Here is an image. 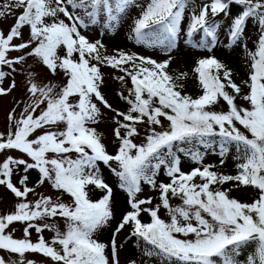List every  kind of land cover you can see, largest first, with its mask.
Returning a JSON list of instances; mask_svg holds the SVG:
<instances>
[{"label":"snow or ice","instance_id":"1","mask_svg":"<svg viewBox=\"0 0 264 264\" xmlns=\"http://www.w3.org/2000/svg\"><path fill=\"white\" fill-rule=\"evenodd\" d=\"M134 2L10 0L0 5V18L13 10L18 13L7 34L0 30V96L17 87L16 66L30 57L52 75L63 74L65 80L62 85L38 83L37 74L30 73L29 102L19 117L15 109L10 112L12 127L7 134L0 133V155L5 157L0 161V186L18 200L14 212L0 215V250L17 254L18 264H36L25 261L28 252L42 254L53 264H120L116 236L130 227L131 236L145 242V255L160 258L161 264H264V0H211L199 14L192 12L186 36L192 41L201 35L197 46L208 51L218 42L210 13L215 17L228 14L232 4L241 7L227 33L234 46L247 48L243 39L250 19L260 27L256 50H248L251 64L243 81L247 92L235 82L232 70L213 55L198 60L194 68L202 90L196 98L183 94L187 73H170L171 59L158 62L121 50L107 55L102 41H91L83 34L90 25L112 32ZM188 4L189 0H149L133 22L131 38L149 48H174ZM13 52L20 54L13 57ZM102 67L124 73L118 77L121 82L130 78L128 96L119 94L129 106L125 111L112 108L105 98ZM238 99L248 107L238 104ZM221 101L227 111L212 110ZM98 104L114 113L113 135L119 141L115 154L107 151L103 133L95 127L103 118ZM140 125L148 130L144 141L136 143ZM216 138L221 164L230 147L236 148L240 162L235 175L204 165V153L197 145L212 146ZM12 150L20 155L7 154ZM179 153L200 166L184 172ZM101 164L116 177L131 209L122 215L108 244L98 234L114 219L115 200ZM162 169L168 183L158 182ZM31 170L39 173L37 184L47 182L59 195H42L35 186L29 187ZM17 173L20 178L14 182ZM229 182L234 188L251 187L256 198L241 202L229 195L231 189L213 187ZM143 185L159 192V203L154 205L152 197L139 198ZM92 190L103 195L93 200ZM30 194L38 198L29 200ZM64 194L70 202L62 200ZM170 197H178L181 203L174 206ZM162 208L167 220L159 214ZM144 213L151 222H143ZM15 223L24 226V238L13 237L14 229H9ZM32 229L41 234L38 242L30 239ZM45 230L54 233L51 241L42 235ZM252 245L254 251L239 259ZM0 264H7L3 257Z\"/></svg>","mask_w":264,"mask_h":264},{"label":"rangeland","instance_id":"2","mask_svg":"<svg viewBox=\"0 0 264 264\" xmlns=\"http://www.w3.org/2000/svg\"><path fill=\"white\" fill-rule=\"evenodd\" d=\"M10 0H0V5H4L9 3ZM149 0H135L134 4L130 6L123 16V19L120 25L114 29L110 33H105V31L99 27V25H90V27L86 30H82L83 34L86 35L91 41L100 40L105 45L107 51L105 54L107 55H115L117 50H121L130 54H136L138 56H146L151 57L158 62L165 61L171 59V64L169 69L171 71H176L178 73H187V76L191 79L189 85H193L194 88H197V84L194 80H192L194 76V67L196 66L199 59L207 58L209 56L220 57L223 59L224 64L227 65L228 68H233L236 73L241 74V78L246 79L249 74L251 61L248 58V50L255 51L256 50V42L260 35V27L257 22H253L249 20L247 22L248 28H245L243 44L247 46L244 48L240 45H232L226 36L225 27L229 25L226 17H222V19L218 20V23H215L218 30V42L215 48L212 51H208L203 47L197 46L202 37L196 35L192 41H189L186 38L185 29L187 23L190 19V14L188 9H186L184 14V20L181 23V31L177 40V44L174 48L170 50H166L161 47H153L149 48L140 44H137L132 36V27L133 22L137 19L141 13L146 8ZM192 3V2H191ZM200 5L197 3H192V12H196V14L200 11ZM234 12V6L231 5L229 9V14ZM15 10H13L12 15H6L4 18H0V30H2L5 34H7L10 28L15 24V15H17ZM224 28V29H223ZM228 30V29H227ZM28 28L25 27L23 29L25 38L28 37ZM210 40V38H209ZM19 43V41H15ZM20 53L13 52L10 55L15 57ZM18 71L14 74V79L16 81L17 87L7 96H0V133L7 134L10 128L12 127L11 121H9L8 117L10 112L15 109V114L19 117L22 109L25 104L29 102V97L27 94V86L29 82L30 73H36L35 76L36 82L40 83H55L58 85H62L64 81L63 74L52 75L49 70L43 66L41 63L37 62L35 58H28L27 63L23 66H16ZM5 71H8L5 68ZM102 72L104 73V85L102 91L105 95V98L112 105V108L118 109L120 111H125L129 106L125 102V100L121 99L120 93H123L124 96H128L129 90L132 89L130 78H125L124 82H121L118 77L124 75V73L112 69L111 67H102ZM235 82L240 84L243 89V80L239 78V80L233 76ZM245 81V80H244ZM10 81H5V86L8 85ZM58 90V89H57ZM237 103L241 106L248 107L247 102L242 101L240 99L237 100ZM98 106L101 108L103 113V118L101 123L95 125L97 130L103 133V143L106 145L107 151L111 154H115L117 148L119 146V141L116 140L113 135V129L116 125L112 122V118L114 113L102 105ZM227 105L224 104L223 101L219 105H216L212 110L216 111H227ZM38 114V113H37ZM165 128L167 127V121H164ZM140 136L135 139L136 143H142L145 139V135L147 133V126L140 125ZM159 130V128H158ZM39 134V133H37ZM199 151L204 153V165H214V171H225V172H234L237 171V163L236 159V148H230L228 153L223 157V164H221V156L217 153H214L211 150L210 146H201L197 145ZM12 156H19L20 153L12 150L8 152ZM181 157V167L184 172H189L195 167H199L200 165L195 164L190 161V159L184 154L179 153ZM5 157L0 155V161H2ZM115 167V165H113ZM102 175L106 182H108L114 190V219L110 223V225L101 230L98 234V239L103 243H110L112 238V233L115 231L118 223L120 222L122 215L131 210L129 205L127 204V195L123 191H121L117 187L116 177L111 173V171L104 166L100 165ZM29 187H36V192L42 195H50L54 198L59 195L50 184L45 182L44 185L37 184L39 179V173L36 170H31L29 173ZM20 178V174L17 173L14 176V182ZM169 181V178L166 176L164 170H161V174L158 177V182H166ZM222 190H229V195L233 198L238 199L241 202L251 203L254 198H256V191L251 187H240L234 188L233 183L229 182L222 186H219ZM159 192L153 191L148 185H143V192L140 194L139 198H153V204L159 203ZM103 195L99 190L90 191V196L93 200L99 199ZM38 197L34 194H30L28 199L34 201ZM70 197L67 194L62 196V200L64 202H70ZM18 203V200L14 195L4 186H0V215L8 214L15 211V205ZM179 203L173 204L178 205ZM161 218L167 220L168 216L166 211L162 208L160 211ZM150 217L147 213L142 214V220L147 221ZM48 223H52L51 220L46 221ZM37 223H44L41 221H37ZM59 228L61 231L64 230L65 225L62 220L59 221ZM23 225L20 223H15L9 230L14 229L13 237L17 239L24 238L23 236ZM130 227H126L124 230L120 231L116 236V244L118 247V257L120 264H130L131 261H135V264H161L160 258L158 257H147L145 255L146 245L142 240H137L134 236L129 235ZM30 239L32 242H38L40 233H37L34 229L31 230ZM42 235L45 240L51 241L54 236V233L48 230H45ZM135 239V240H134ZM133 241H136L137 245H133ZM255 249V245L245 249L244 254L252 253ZM0 257L7 262V264H18L20 257L17 254H12L10 252L0 250ZM25 261H35L36 264H53L50 258L44 257L39 253L28 252L24 257Z\"/></svg>","mask_w":264,"mask_h":264},{"label":"trees","instance_id":"3","mask_svg":"<svg viewBox=\"0 0 264 264\" xmlns=\"http://www.w3.org/2000/svg\"><path fill=\"white\" fill-rule=\"evenodd\" d=\"M194 2V3H197V4H199L200 5V8H202L205 4H210L211 3V0H189V4H188V7H187V9L189 10V12H191V13H189L190 14V18H191V14H192V3ZM233 6H234V12H232V14H225V13H220V14H218L217 16H215V17H213V16H211V13H210V15H209V19L210 20H214V22L215 23H218V20H220V19H222V17H226L227 18V21L229 22V25H228V28H227V26L225 27L226 29H225V32H226V36L228 37V35H227V33H228V30H229V26H230V24H231V22H232V20H233V18L241 11V7L240 6H238V5H235V4H232ZM201 10V9H200ZM199 14V13H198ZM250 21H251V23L250 24H252L253 22H255L254 20H251L250 19ZM189 23H190V19H189V21H188V23H187V26H186V29H185V31L187 32V28H188V25H189ZM248 26L249 25H246V29L248 28ZM224 29V28H223ZM228 29V30H227ZM186 32H185V34H186ZM199 36V35H198ZM201 36V35H200ZM202 37V36H201ZM186 38H187V36H186ZM188 39V38H187ZM229 39V38H228ZM60 54L61 55H63V49H61L60 50ZM218 60H220V61H222L223 62V59H221L220 57H216ZM203 59V58H202ZM200 60V59H199ZM224 63V62H223ZM196 66H197V64H196ZM195 66V67H196ZM194 67V68H195ZM229 69H231L232 70V72H233V76H235L238 80H239V78H241V74L239 73H236V71L233 69V68H229ZM169 71H170V73H172V74H179L178 72H176V71H171L170 69H169ZM195 73V72H194ZM248 75V74H247ZM234 78V77H233ZM248 79V77L246 78V79H242L241 78V80H247ZM192 80H194L195 82H196V84H197V88H194L193 87V85H189V82L188 81H191V79L187 76V78L185 79V80H183L182 81V83L184 84V89H183V94H188V95H191L193 98H196V97H198V96H200L201 94H202V90H201V88H200V86L198 85V82H197V78H196V73L194 74V76H193V78H192ZM65 82V80L63 81V83ZM237 83V82H236ZM132 85V84H131ZM243 91L244 92H247V88L245 87V89H243ZM227 107V106H226ZM219 111V110H218ZM185 148H191L192 146L191 145H185L184 146ZM211 147V150L214 152V153H217L218 155H220L219 154V152H220V147H219V138H216L215 140H213V143H212V146H210ZM230 148H235L234 146L233 147H230ZM183 154V153H182ZM218 172H221V173H223V174H228V175H235L236 173H237V171H235L234 170V172H225V171H218ZM169 181H166L165 183H168ZM197 182H199V179H197ZM213 187H219V186H216V185H214ZM159 194V193H158ZM159 202H160V200H159ZM170 202L172 203V204H176V203H181V201L179 200V198L178 197H170ZM145 223H149V222H151L150 221V219L149 220H147V221H144ZM129 235H131V230H129ZM135 239H137V240H142V239H140L139 237H134ZM134 239V240H135ZM143 241V240H142ZM144 242V241H143ZM145 243V242H144ZM133 245L135 246V245H137L136 244V241H133ZM250 253H246V254H244V252L241 254V256L239 257V259H241V260H244L245 258H246V256L247 255H249Z\"/></svg>","mask_w":264,"mask_h":264}]
</instances>
